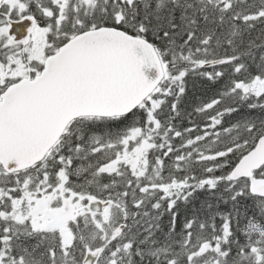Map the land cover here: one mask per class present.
I'll return each instance as SVG.
<instances>
[{
	"label": "snow or ice",
	"instance_id": "obj_1",
	"mask_svg": "<svg viewBox=\"0 0 264 264\" xmlns=\"http://www.w3.org/2000/svg\"><path fill=\"white\" fill-rule=\"evenodd\" d=\"M0 264H264V0H0Z\"/></svg>",
	"mask_w": 264,
	"mask_h": 264
}]
</instances>
